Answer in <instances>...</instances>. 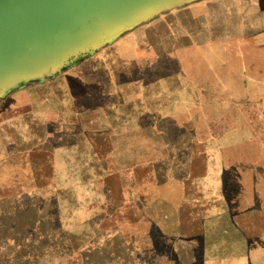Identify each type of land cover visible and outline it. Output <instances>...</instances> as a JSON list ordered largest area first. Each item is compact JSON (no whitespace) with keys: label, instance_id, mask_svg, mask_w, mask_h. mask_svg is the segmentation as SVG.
I'll list each match as a JSON object with an SVG mask.
<instances>
[{"label":"rangeland","instance_id":"obj_1","mask_svg":"<svg viewBox=\"0 0 264 264\" xmlns=\"http://www.w3.org/2000/svg\"><path fill=\"white\" fill-rule=\"evenodd\" d=\"M140 12L50 53L49 68L0 82V158H18L3 170L13 176H0V264H207L232 218L211 211L224 177L236 205L262 209L264 224V0H154ZM173 33L179 48L198 47L177 55L196 93L184 84L180 95L132 100L124 111L105 94L82 115L90 95L79 77L106 76L96 67L113 58L120 68L109 76L135 91L139 57L123 51L150 61V42L165 47ZM125 39L131 47L120 49ZM111 140L128 149L106 176ZM26 146L51 153L26 156Z\"/></svg>","mask_w":264,"mask_h":264},{"label":"crops","instance_id":"obj_2","mask_svg":"<svg viewBox=\"0 0 264 264\" xmlns=\"http://www.w3.org/2000/svg\"><path fill=\"white\" fill-rule=\"evenodd\" d=\"M192 11H194L192 9ZM162 21H158L157 23L153 24L152 27L155 29H159L161 27ZM163 27V24H162ZM179 34V33H178ZM180 35V34H179ZM179 35L169 34L168 37L170 38V43L163 47L162 41H154V43L149 44V49L146 51V54L149 55L150 61H141L140 53L135 52L133 53L130 49L124 50L122 57L124 59H131L133 54L137 55L139 59H137V63L135 68L138 70V76L135 75L133 78L132 84L136 87L135 91H131L130 87H128V83L130 82L128 78L120 75L109 76L108 71L112 72L115 70H119L120 66L118 67L117 60L111 59L106 63L107 65H99L96 67L97 70L95 71H106V76H91V77H79V80H76L75 83L80 85V89L89 93L88 99L85 101V110L82 112V115L87 111H94L97 110L98 105L95 103L101 95H107L109 97L112 96L113 100L117 102V109L125 110V106L133 101H148L154 100V102L161 101L164 95H170L171 97H175L176 95L181 94V87L184 84H188L195 88L194 80L191 82L186 80V76L182 75L178 69L180 68V62L178 61V53L179 51H186L188 54L194 56L196 52V47L194 40L192 42H188L185 48L178 47V37ZM189 40V36L187 37ZM161 38H159L160 40ZM194 39V38H193ZM125 46L131 47V43L129 40L125 39L120 42L118 47L121 49ZM117 59H119V54H117ZM166 55L172 56L176 61V65H172L171 63L168 65L165 64L163 57ZM146 56L142 57L145 58ZM136 60V58H134ZM131 61V60H130ZM128 61V63L130 62ZM238 61V60H237ZM194 63V62H193ZM199 63V62H198ZM227 62H225L226 64ZM110 66V67H109ZM134 64L129 66V69L132 68ZM126 66L122 65V68ZM171 70L169 74L166 73V70ZM147 74L151 75L147 76ZM106 81L107 83H104ZM106 85L105 91H103L101 86ZM109 85L112 87L109 89ZM180 85V86H179ZM193 88V92L196 93V88ZM190 90V87L187 88ZM138 95V96H137ZM106 96V97H107ZM108 97L106 98L108 100ZM97 99V100H96ZM127 107V106H126ZM87 112V113H89ZM112 132V136L114 133L113 129H110ZM109 131V129H108ZM110 133L107 134V138L110 137ZM110 145L108 146L107 153L105 154V162L107 163V167L105 169L106 176L108 173V168L110 159L114 158V155H123L125 154V149H128L124 143L120 142L119 144H115L112 142H108ZM77 144H81L77 142ZM25 147L21 148L24 149ZM36 148V149H35ZM39 147H32L26 146V150L24 151L26 156L31 155L32 153L37 152H50L48 148L47 151L45 150H37ZM19 149V148H18ZM51 153V152H50ZM17 154V153H16ZM95 160H102L99 158V155H93ZM17 157H14V154L11 156H5L0 158V176H13L12 173L9 175H5L3 172L4 167L9 166L14 168L17 165ZM114 160V159H113ZM111 165V164H110ZM226 182V177H224V181L220 182L219 191L216 192L215 199H218L217 206L211 208L213 213H217L218 215H232L230 217V222L226 223L225 225H220L222 229L220 230V235L218 239V244H212L215 246L212 248L210 253L213 254V258H209L206 260L207 264H264V224L259 223V214L260 210L257 206H245L240 207L236 205L234 197L232 193H228L226 188L224 187L223 183ZM251 198V197H250ZM214 199V198H213ZM252 204V202H250ZM210 211V212H211ZM245 217L247 222L241 223V219ZM240 220V222L238 221ZM254 219V220H253ZM230 231V233H226ZM249 231V232H248ZM261 231V232H260ZM226 234V235H225ZM229 234V235H228ZM225 235V236H224ZM202 238L208 239L207 235H198ZM206 246V245H205ZM217 250V251H216Z\"/></svg>","mask_w":264,"mask_h":264},{"label":"water","instance_id":"obj_3","mask_svg":"<svg viewBox=\"0 0 264 264\" xmlns=\"http://www.w3.org/2000/svg\"><path fill=\"white\" fill-rule=\"evenodd\" d=\"M153 1L0 0V82H15L26 66L49 68L50 53L57 56L96 34L113 32Z\"/></svg>","mask_w":264,"mask_h":264}]
</instances>
